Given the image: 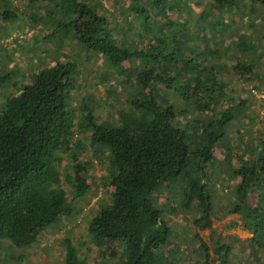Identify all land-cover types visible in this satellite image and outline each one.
Instances as JSON below:
<instances>
[{
	"label": "trees",
	"instance_id": "16d2710c",
	"mask_svg": "<svg viewBox=\"0 0 264 264\" xmlns=\"http://www.w3.org/2000/svg\"><path fill=\"white\" fill-rule=\"evenodd\" d=\"M25 1L31 6L51 3L62 17L69 15L55 28L62 25L76 33L82 46L124 73L133 93L126 99L132 114L117 113L118 124L100 121L84 101L79 105L78 126L88 129L94 147L108 151L113 166L111 203L89 214L88 239L103 251L116 246L120 260L113 264L175 263L171 256L179 246L171 243L166 210L158 204L161 190L175 181L183 211H198L191 216L194 226L205 228L211 215L234 213L250 234L240 242L236 262L234 243H217L215 264H264V122L256 134L237 131L239 145L233 148L229 127L243 116L246 99L238 96L234 102L227 96L235 80L255 83L264 92V74L257 75L254 61L264 53V0H209L210 12L201 0H128L125 10L135 19L141 47L116 37L107 17L89 0ZM182 1L204 9L192 20L182 4L189 12L185 22L169 19L166 10ZM3 2L0 21L13 20L16 14ZM52 10L47 14L52 16ZM72 71L71 62L40 68L0 106V238L14 247L31 245L50 224L77 214L82 209L75 201L90 192L88 163L80 159L84 145L70 144L77 127L68 100ZM9 77L1 74L0 85ZM213 107L217 111L208 117ZM188 112L207 115L198 122ZM219 152L230 161L233 184L220 213L207 174ZM64 160L70 165L69 185L58 170ZM194 237L199 263L209 264L207 246ZM62 249L63 264H86L70 237L62 238ZM116 251L110 250V257Z\"/></svg>",
	"mask_w": 264,
	"mask_h": 264
},
{
	"label": "rangeland",
	"instance_id": "374dc122",
	"mask_svg": "<svg viewBox=\"0 0 264 264\" xmlns=\"http://www.w3.org/2000/svg\"><path fill=\"white\" fill-rule=\"evenodd\" d=\"M5 1L6 3H1L4 9L14 11L16 17L13 20L0 21V75L10 74L8 82L3 86L0 85V106L28 81L32 72L40 68L51 67L56 62L73 63L74 82L69 84L68 100L70 107L74 108V121L77 127L70 144L81 141L84 145L80 159L88 163L87 179L91 183V188L84 198L75 201L76 208H81V211L69 218H62L58 224H50L31 245L21 248L14 247L6 238H0V264H63L62 238L64 236L71 238L78 255L86 261V264H113L114 259L115 261L120 260V252L116 251V246H110V250L116 251L115 257L112 258L109 255L110 250L103 251L88 239L85 227L90 213L97 211L100 206L103 208L111 203L112 187L109 180L113 166L109 162L108 151L94 147L90 141L88 129H81L77 122L79 116L82 115L79 105L81 101H84L100 121L118 124L120 118L117 113L132 114L126 99L130 98L133 93L126 87L124 73L110 69L98 53L82 46L78 42V35L66 26L60 25L55 28L57 21L66 23L69 15L62 17L57 10H52L51 3L31 6L25 0ZM201 1L205 3L204 11L210 12V9L206 8L209 0ZM89 2L96 5L98 11L107 17L111 27L115 30L113 33L116 37L120 40L123 38L128 42L131 41L134 46L141 47L142 40L136 37L137 27L136 22H133L135 19L125 10L128 0H89ZM182 4L187 5L191 10L189 12L192 20H195L197 14L203 10L197 2L186 4L182 1L171 11L166 10L169 19L173 20L177 16L175 19L177 22H185L189 12ZM51 10L52 16L47 14L51 13ZM188 26L194 31L189 21ZM209 35L215 37L216 34L210 32ZM254 61L259 64L256 70L257 75H263L264 53L261 57H255ZM231 87H233L232 90L227 93L230 99L237 102L238 96L244 98V95L246 99L243 116H238L239 119L234 120L229 127L232 132L230 134L232 147L236 148L239 145L237 131L247 136L262 130L264 92L255 83L244 85L238 84L236 80L235 83L231 82L228 85L229 90ZM216 111L217 108L213 107L209 113L207 112L208 115L205 114L211 117L210 115ZM205 114L198 116L191 112L189 116L192 120L202 122ZM178 121L185 123V116L178 118ZM215 158L216 163L213 168H208L207 174L211 176L209 190L213 193L215 202L219 203L218 213H220L226 207L231 195L229 190L231 191L233 184L228 173L230 161L224 158L223 152L217 153ZM67 167L70 168L68 160H64L58 170L61 173V179L68 184L72 176ZM67 184L65 185L70 192V186ZM177 184L175 181L168 182L158 196V204L165 208L164 215L172 229L170 241L179 246V251L171 256L175 260L173 264H201L195 234L207 246L209 264H215L214 261H217L213 247L223 242L234 243L232 252L234 261L232 262H236L239 257L237 255L238 246H242L240 242L250 236L240 225L239 215L228 213L219 218L211 215L208 227L202 228L199 224L194 226L191 219L198 215V211L193 210L189 213L183 211L177 198L180 192ZM173 207L176 210H173ZM231 222H234V226Z\"/></svg>",
	"mask_w": 264,
	"mask_h": 264
}]
</instances>
